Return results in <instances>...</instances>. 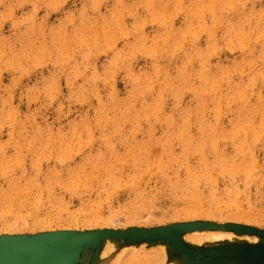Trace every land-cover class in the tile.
Masks as SVG:
<instances>
[{
	"label": "rangeland",
	"instance_id": "rangeland-1",
	"mask_svg": "<svg viewBox=\"0 0 264 264\" xmlns=\"http://www.w3.org/2000/svg\"><path fill=\"white\" fill-rule=\"evenodd\" d=\"M263 21L264 0H0V237L264 264Z\"/></svg>",
	"mask_w": 264,
	"mask_h": 264
},
{
	"label": "bare ground",
	"instance_id": "bare-ground-1",
	"mask_svg": "<svg viewBox=\"0 0 264 264\" xmlns=\"http://www.w3.org/2000/svg\"><path fill=\"white\" fill-rule=\"evenodd\" d=\"M198 1V0H197ZM213 2V1H212ZM226 2H227V0H226ZM198 3V2H197ZM211 2H209V4H210ZM222 3H224V2H222ZM216 4V3H215ZM228 4V3H227ZM218 5V4H217ZM219 5H221V4H219ZM224 5H225V3H224ZM226 6V5H225ZM197 7V6H196ZM222 7V6H221ZM193 9V8H192ZM239 11V10H238ZM260 12V11H259ZM257 13L258 14V17H259V14L260 13ZM255 14V13H254ZM252 16V15H251ZM245 17V16H244ZM248 17V16H247ZM246 17V18H247ZM253 17H255V15H253ZM262 17V16H261ZM241 19H243V18H241ZM248 19H250V18H248ZM247 20V19H246ZM259 20H260V18H259ZM263 20V19H262ZM244 21H245V19H244ZM255 21V20H254ZM254 21L252 22L253 24H254ZM241 22V21H240ZM239 22V23H240ZM264 22V21H263ZM245 23V22H244ZM256 23V22H255ZM262 23V22H261ZM241 24V23H240ZM258 25H260V24H258ZM261 25H263V23L261 24ZM261 25H260V29H262L261 28ZM243 26H244V24H243ZM252 27V26H251ZM256 27H257V24H256ZM244 28V27H243ZM242 28V29H243ZM255 28V27H254ZM259 28V27H258ZM253 29V28H252ZM257 29V28H256ZM239 30V29H238ZM254 31V30H253ZM251 32V31H250ZM256 32V31H255ZM259 32V31H258ZM254 34V33H253ZM245 35V34H244ZM243 35V36H244ZM247 35H249V34H247ZM247 35H245V37L247 36ZM231 36H232V34H231ZM250 36V35H249ZM248 36V37H249ZM230 37V36H229ZM236 37V36H235ZM234 37V38H235ZM238 37V36H237ZM257 37V36H256ZM259 37V36H258ZM262 37H263V35H262ZM166 38V37H165ZM231 38V37H230ZM233 38V39H234ZM232 39V38H231ZM240 39H242V38H240ZM239 39V40H240ZM244 39H246V38H244ZM213 47V46H212ZM262 52H263V49H262ZM263 54H264V52H263ZM262 54V55H263ZM253 55V54H252ZM260 55V54H259ZM243 58H245V57H243ZM247 58H249V57H247ZM258 59H260L259 57H257ZM256 58V59H257ZM263 58V57H262ZM253 59V58H252ZM255 59V58H254ZM242 60V59H241ZM246 60H248V59H246ZM262 60V59H261ZM253 61V60H252ZM256 61H258V60H256ZM255 61V62H256ZM263 61H264V59H263ZM237 63H239L238 61H236ZM249 63H250V61H248ZM261 62V61H260ZM241 63V62H240ZM243 63V62H242ZM252 63V62H251ZM262 64H264V63H262ZM244 65V64H243ZM243 65L241 64V66L243 67ZM251 65H253V64H251ZM236 68L237 67H239L238 66V64H237V66H235ZM261 67H262V65H261ZM259 70V69H258ZM257 70V71H258ZM226 72V71H225ZM228 72V71H227ZM259 72V71H258ZM207 73V72H206ZM264 73V72H263ZM261 74H262V72H261ZM263 75V74H262ZM205 76V75H204ZM214 77L215 78H218V77H216L215 75H214ZM251 77V76H250ZM205 78H206V76H205ZM210 78V77H209ZM209 78H207V79H209ZM222 78V77H221ZM204 79V78H203ZM211 79V78H210ZM223 79V78H222ZM216 80V79H215ZM214 80V81H215ZM218 80V81H217ZM216 81H217V83L219 82V79H217ZM253 80H255V79H253ZM210 81V80H209ZM221 81V80H220ZM225 81V80H224ZM255 82V81H254ZM203 83V82H202ZM205 83L207 84V82L205 81ZM211 83V82H210ZM210 83H208V84H210ZM232 83V82H231ZM236 84H237V82H235ZM239 83L240 82H238V84L237 85H239ZM248 83H249V81H248ZM204 84V83H203ZM221 84V83H220ZM228 84H230V83H228ZM235 84V85H236ZM216 85H219V83L218 84H216ZM216 85H215V87H216ZM232 85H234V84H232ZM234 85V86H235ZM242 85V84H241ZM246 85H247V82H246ZM248 85H250V84H248ZM208 87H209V85H207ZM250 86H252V85H250ZM207 87V88H208ZM218 87V86H217ZM222 87H223V85H222ZM212 88V87H211ZM220 88V87H219ZM244 88V87H243ZM243 88H241L240 87V91L243 89ZM209 89V88H208ZM229 89V88H228ZM236 89V88H235ZM245 89H247V88H245ZM245 89H243L242 91L243 92H246V91H244ZM204 90H205V88H204ZM214 91H215V89H213ZM232 90V89H231ZM250 90V89H249ZM209 91V90H208ZM211 91V90H210ZM217 91V90H216ZM236 91H237V89H236ZM231 93V92H230ZM204 94H208V93H204ZM209 94H210V92H209ZM212 94V93H211ZM214 94H216V93H214ZM221 94V93H220ZM244 94V93H243ZM219 95V94H218ZM229 96H230V94H228ZM228 95H226V98H227V96ZM232 95H234L233 93H232ZM239 96H241L242 97V95H241V93L240 94H238ZM210 96V95H209ZM204 97V96H203ZM206 97V96H205ZM207 97H208V95H207ZM234 97H235V95H234ZM233 96H232V98H234ZM238 97V96H237ZM244 97H245V95H244ZM213 98V97H212ZM221 98V97H220ZM225 98V99H226ZM230 98V97H229ZM236 98V97H235ZM234 98V99H235ZM240 98V97H239ZM250 98V97H249ZM249 98L247 99V98H245L246 100H249ZM206 99V98H205ZM211 99V98H210ZM223 99V98H222ZM213 100H214V98H213ZM217 100V99H216ZM220 100V99H219ZM219 100H217L216 101V103H219L218 101ZM233 100V99H232ZM242 101V100H241ZM240 101V102H241ZM228 102H229V100H228ZM245 102V101H244ZM243 102V103H244ZM249 102V101H248ZM220 103H221V100H220ZM231 103V102H230ZM230 103H229V105H230ZM242 104V103H241ZM264 104V103H263ZM240 105V104H239ZM249 105V104H248ZM217 106V105H216ZM220 106V105H219ZM228 106V105H227ZM244 106H245V104H244ZM259 106V105H258ZM261 106V105H260ZM264 106V105H263ZM229 107V106H228ZM243 107V106H242ZM254 107V106H253ZM241 108V107H240ZM259 108V107H258ZM220 109V108H219ZM224 109V108H223ZM222 109V110H223ZM253 109V108H252ZM254 109H256V108H254ZM228 110V109H227ZM220 111V110H219ZM235 112V111H234ZM233 112V113H234ZM259 112V111H258ZM248 113V112H247ZM250 113V112H249ZM140 114V113H139ZM187 114H190V113H187ZM215 114V113H214ZM218 114V113H217ZM256 114H257V112H256ZM216 115V114H215ZM231 115V114H230ZM235 115V114H234ZM246 115V114H245ZM259 115V114H258ZM188 116V115H187ZM232 116V115H231ZM230 116V117H231ZM261 116H263V115H261ZM215 117V116H214ZM216 117H218V116H216ZM215 117V119H217ZM173 118V117H172ZM258 118V117H257ZM264 118H262V120H263ZM236 120V119H235ZM244 120V119H243ZM256 120V119H255ZM261 120V119H260ZM220 121V120H219ZM174 122V121H173ZM213 122V121H212ZM255 122V121H254ZM262 122V121H261ZM209 123H210V121H209ZM215 123V122H214ZM219 123V122H218ZM235 123V122H234ZM238 123H239V120H238ZM232 124V123H231ZM237 124V123H236ZM235 124V125H236ZM211 125H213V123L211 124ZM217 125V124H216ZM219 125V124H218ZM233 125V124H232ZM259 125H261V124H259ZM187 126H190L189 125V123H188V125ZM214 126V125H213ZM229 126H230V124H229ZM228 126V127H229ZM246 126V125H245ZM263 126V125H262ZM262 126H261V128H262ZM186 127V126H185ZM203 127V126H202ZM206 126H204V128H205ZM223 127V126H222ZM231 127V126H230ZM235 127V126H234ZM240 127H241V125H240ZM238 128V129H240V132H241V129L242 128ZM248 127V126H247ZM254 127H255V125H254ZM221 128V127H220ZM219 128V129H220ZM227 128V127H226ZM225 128V129H226ZM258 128H260V127H258ZM198 129V128H197ZM211 129V128H210ZM214 129V128H213ZM230 129V128H229ZM238 129H236V130H238ZM263 129V128H262ZM189 130H190V128H189ZM235 130V131H236ZM167 131V130H166ZM168 131L170 132V130L168 129ZM223 132H224V130H222ZM226 131V130H225ZM234 131V130H233ZM244 131V130H243ZM247 131V130H246ZM251 131V130H250ZM257 132L256 133H258V135L257 136H259L260 134H262V132H263V130H262V132L260 131V130H256ZM260 132V134H259V132ZM203 133V132H202ZM207 133V132H206ZM238 134H239V132H237ZM243 134H244V132H242ZM250 133V132H249ZM249 133L247 134V135H249ZM182 134H184L183 132H182ZM191 134V133H190ZM199 134V133H198ZM207 134H209V136H210V134L211 133H207ZM217 134V133H216ZM215 133H214V138L216 137V136H218V134L216 135ZM220 134V133H219ZM224 134V133H223ZM235 135H236V132L234 133ZM237 134V135H238ZM185 135V134H184ZM192 135V134H191ZM204 135V134H203ZM216 135V136H215ZM227 134H225L224 136H226ZM233 135V134H232ZM165 136H167V135H165ZM193 136V135H192ZM194 136H196V135H194ZM208 136V135H207ZM222 136V135H221ZM228 136V135H227ZM239 136V135H238ZM251 136V135H250ZM263 136V135H262ZM187 137V136H186ZM223 137V136H222ZM236 137V136H235ZM247 137V136H246ZM260 137V136H259ZM162 138V137H161ZM167 138V137H166ZM193 138V137H192ZM214 138H211V139H214ZM233 138H234V135H233ZM244 138V137H243ZM195 139V138H194ZM194 139H193V141H194ZM225 139V138H224ZM223 139V140H224ZM228 139V138H227ZM249 139V138H248ZM254 139V138H253ZM170 140H172V138L170 139ZM197 140V139H196ZM195 140V141H196ZM207 140V139H206ZM206 140H204V141H206ZM208 140H209V137H208ZM239 140H241V139H239ZM258 140V139H257ZM214 141V140H213ZM225 141V140H224ZM232 141V140H231ZM234 141V140H233ZM235 141H237V140H235ZM245 141V140H244ZM262 141V140H261ZM260 141V142H261ZM164 142V141H163ZM169 142V141H168ZM171 142V141H170ZM210 142V141H209ZM246 142V141H245ZM249 142V141H248ZM256 142V141H255ZM190 143V142H189ZM202 143H204V142H202ZM207 143V142H206ZM211 143V142H210ZM213 143V142H212ZM225 143V142H224ZM237 143V142H236ZM250 143V142H249ZM259 143V142H258ZM240 151V150H239ZM229 158V157H228ZM192 172V171H191ZM195 173V172H194ZM191 174H193V172L191 173ZM115 191V190H114ZM241 194V193H240ZM190 212V211H189ZM44 224V223H43ZM62 231L64 232V231H67V230H65V229H62ZM61 232H59V233H55V234H53V235H55V236H53V235H47V236H44L43 238H40V237H38V238H36V239H27V240H23V241H21V240H16L14 243H13V247L15 248H13L12 250H14V251H22V253H19L18 254V252H17V257H19V259L17 260V262H20V261H23L24 263L23 264H29L30 262H31V260L30 259H26V257L24 256V252H30V253H33L36 257H37V259H36V261L35 262H31L30 264H63V263H65L66 261H67V259L69 258V256H70V254L68 255V254H66L65 255V252L67 251V244H66V241H67V236L64 234H60ZM53 236V237H52ZM17 249V250H16ZM17 259V258H16ZM106 260H107V257H106ZM106 260H104V261H102V259L101 258H99L96 262H95V264H104V262L106 261ZM28 261H30V262H28ZM5 263V259H4V255H2V254H0V264H4ZM150 263V262H149ZM15 264H17V263H15ZM20 264V263H19ZM105 264H106V262H105ZM225 264V263H224Z\"/></svg>",
	"mask_w": 264,
	"mask_h": 264
},
{
	"label": "water",
	"instance_id": "water-1",
	"mask_svg": "<svg viewBox=\"0 0 264 264\" xmlns=\"http://www.w3.org/2000/svg\"><path fill=\"white\" fill-rule=\"evenodd\" d=\"M73 234L76 236V238H78V241L75 242V246H76V250H77L78 245L83 243V241H85L87 238L84 235H79V234H75V233H73ZM24 239L25 238H19V237H17V238L16 237H0V254L4 255V259H5V263L4 264H15V263L23 264L24 263L23 261L17 262V260L19 259V257H17V252L19 254V253H22V251H14V250H12L14 248L13 247V243L16 240L23 241ZM75 252H74V254H75ZM74 254H73V256H74ZM24 256L26 257V259H30L31 262H35L36 259H37V257L33 253H30L28 251L24 252ZM73 256L71 258H69L70 262L72 261ZM28 262H30V261H28Z\"/></svg>",
	"mask_w": 264,
	"mask_h": 264
}]
</instances>
